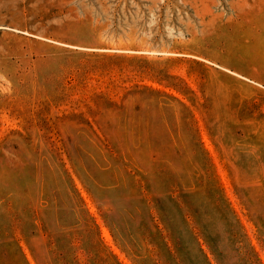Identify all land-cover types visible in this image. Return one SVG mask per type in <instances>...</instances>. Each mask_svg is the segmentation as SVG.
<instances>
[{"label": "rangeland", "instance_id": "rangeland-1", "mask_svg": "<svg viewBox=\"0 0 264 264\" xmlns=\"http://www.w3.org/2000/svg\"><path fill=\"white\" fill-rule=\"evenodd\" d=\"M0 264H264V0H0Z\"/></svg>", "mask_w": 264, "mask_h": 264}]
</instances>
